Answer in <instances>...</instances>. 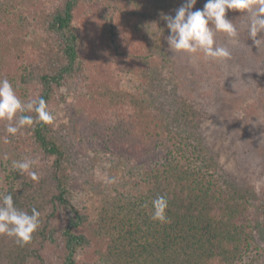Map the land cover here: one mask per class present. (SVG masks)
Returning <instances> with one entry per match:
<instances>
[{
    "label": "trees",
    "instance_id": "16d2710c",
    "mask_svg": "<svg viewBox=\"0 0 264 264\" xmlns=\"http://www.w3.org/2000/svg\"><path fill=\"white\" fill-rule=\"evenodd\" d=\"M14 11L9 17L16 32L0 26V78L13 84L23 102L43 98L49 109L66 101L61 90L74 82L90 88L80 97L88 137L103 153L139 164L132 174L150 207L157 196L168 199L169 221L157 224L164 241L178 240L180 231L195 237V232L213 229L208 241L218 240V247H210L211 262L243 259L255 245V237L247 233L250 224L264 228V192L256 201L228 191L215 161L207 156L192 106L185 108L182 101L177 112L157 107L155 57L127 22L147 14L131 10L126 0L36 1L35 7L24 4ZM160 25L166 42L170 29ZM28 30L40 33L39 45L22 40ZM113 61L116 79L124 73L139 77L138 94L123 92L115 79L106 83L102 78L104 67ZM162 61L182 83L188 71L166 57ZM8 141L19 155L38 160L34 169L40 179L33 181L9 165L0 176V194L11 193L15 206L29 214L35 207L42 226L23 246L0 235V264H104L112 246L87 233L89 216L72 202L70 157L54 124L36 123Z\"/></svg>",
    "mask_w": 264,
    "mask_h": 264
},
{
    "label": "rangeland",
    "instance_id": "374dc122",
    "mask_svg": "<svg viewBox=\"0 0 264 264\" xmlns=\"http://www.w3.org/2000/svg\"><path fill=\"white\" fill-rule=\"evenodd\" d=\"M36 1L38 5H45L55 0H0V26L7 25L16 32L9 14L24 4L35 7ZM126 2L131 10L147 14L140 21L128 18L127 22L155 57L153 74H156L157 87L153 96L158 99L157 107L164 112L171 108L177 112L182 101L186 102L185 108L192 106L207 156L215 161L224 186L230 192L251 196L257 201L264 192V45L259 49L248 38L246 13L227 11L228 19L240 29L239 42L232 44L223 33H217V42L229 48L231 58L210 61L202 54L189 57L169 51L159 30L161 22L167 24L161 14L175 16L184 0ZM206 2L197 0L192 10L203 9ZM92 15L95 18V9ZM21 38L33 45L41 41L40 33L30 30ZM162 57L188 71L182 83L172 78L170 66L164 64ZM108 64L102 74L106 83L115 79L123 92L139 93L141 81L137 75L124 73L116 79V62ZM90 92V88L83 89L74 82L61 90L66 101L54 102L50 110L55 116L57 137L70 157L72 202L89 216L87 233L112 246L103 263L214 264L210 247L217 248L218 240L208 241L213 229L209 233L195 232V237L180 231L178 240L164 241L158 221L150 218V200L132 174L139 164L130 163L123 155L103 153L101 146L88 137L87 117L83 116L80 97ZM5 137L9 138L5 123L0 122V176L12 160L27 158L19 155L9 141L5 142ZM5 155L9 159L5 160ZM108 177H116V183H108ZM250 225L247 233L253 234L255 245L248 254H243V259L231 264H264V228Z\"/></svg>",
    "mask_w": 264,
    "mask_h": 264
},
{
    "label": "clouds",
    "instance_id": "9594fccd",
    "mask_svg": "<svg viewBox=\"0 0 264 264\" xmlns=\"http://www.w3.org/2000/svg\"><path fill=\"white\" fill-rule=\"evenodd\" d=\"M196 3L197 0H184L175 16L161 14L170 29V34L166 37L169 51L189 57H199L202 54L204 59L210 61L230 59L229 48L217 42V33H223L232 44L239 42L240 29L227 18L228 10L246 13L248 38L259 49L264 45V36H260L264 33V0H207L203 9L193 11ZM33 112L35 116L25 114ZM54 121L55 116L43 98L23 102L13 84L7 78H0V122L5 123L8 136L14 138L22 134V129L31 128L36 123L51 125ZM5 142H8L7 137ZM4 159L9 158L5 155ZM37 164L38 160L35 158L12 160L11 169L38 182L40 174L34 169ZM116 180V177L107 178L110 184H115ZM151 203L150 218L160 223L168 222V199L161 195ZM41 226V212L35 207L29 214L15 206L11 193L0 194V235L13 238L18 245L23 246L33 239Z\"/></svg>",
    "mask_w": 264,
    "mask_h": 264
}]
</instances>
